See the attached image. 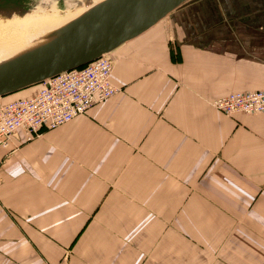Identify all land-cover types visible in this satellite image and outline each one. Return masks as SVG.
Masks as SVG:
<instances>
[{"label":"crops","instance_id":"obj_1","mask_svg":"<svg viewBox=\"0 0 264 264\" xmlns=\"http://www.w3.org/2000/svg\"><path fill=\"white\" fill-rule=\"evenodd\" d=\"M111 55L122 92L0 149V264H264V113L211 105L264 89V0H194Z\"/></svg>","mask_w":264,"mask_h":264},{"label":"water","instance_id":"obj_2","mask_svg":"<svg viewBox=\"0 0 264 264\" xmlns=\"http://www.w3.org/2000/svg\"><path fill=\"white\" fill-rule=\"evenodd\" d=\"M83 0H0V16L70 12ZM191 0H99L0 63V98L82 67L144 34Z\"/></svg>","mask_w":264,"mask_h":264},{"label":"built area","instance_id":"obj_3","mask_svg":"<svg viewBox=\"0 0 264 264\" xmlns=\"http://www.w3.org/2000/svg\"><path fill=\"white\" fill-rule=\"evenodd\" d=\"M115 58L105 54L76 69L46 79L31 96L11 101L0 98V149L7 148L14 135L22 131L27 142L46 130L57 129L85 115L122 92L113 81ZM211 105L227 114L264 113V89L233 91Z\"/></svg>","mask_w":264,"mask_h":264},{"label":"bare ground","instance_id":"obj_4","mask_svg":"<svg viewBox=\"0 0 264 264\" xmlns=\"http://www.w3.org/2000/svg\"><path fill=\"white\" fill-rule=\"evenodd\" d=\"M98 1L96 0L92 5ZM60 26L42 20L26 26H0V63L14 58L15 54L21 52L30 41L46 36Z\"/></svg>","mask_w":264,"mask_h":264},{"label":"rangeland","instance_id":"obj_5","mask_svg":"<svg viewBox=\"0 0 264 264\" xmlns=\"http://www.w3.org/2000/svg\"><path fill=\"white\" fill-rule=\"evenodd\" d=\"M95 1L96 0L80 1L79 4L76 5L74 10L70 12H64V13L45 10L44 12L42 11L34 12V13L26 14V15H18L15 13L8 18L0 16V26H10V25L26 26V25H29L30 23L38 22L41 20L51 22L52 24L63 25L67 23L68 21L72 20L73 18L77 17L78 15H80L83 11H85L86 8L93 6L92 4ZM192 1L194 0L189 1L186 4L191 3ZM23 94L24 93H18L16 95H13L11 98L14 99V98L25 97Z\"/></svg>","mask_w":264,"mask_h":264}]
</instances>
